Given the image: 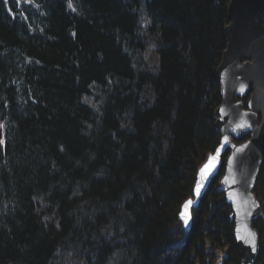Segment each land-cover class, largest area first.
<instances>
[{"label": "trees", "instance_id": "1", "mask_svg": "<svg viewBox=\"0 0 264 264\" xmlns=\"http://www.w3.org/2000/svg\"><path fill=\"white\" fill-rule=\"evenodd\" d=\"M229 3L0 0V264H215L218 248L219 264H241L217 179L190 257L173 245L179 222L165 231L220 140L210 106ZM134 47L157 55V74L140 73Z\"/></svg>", "mask_w": 264, "mask_h": 264}, {"label": "water", "instance_id": "2", "mask_svg": "<svg viewBox=\"0 0 264 264\" xmlns=\"http://www.w3.org/2000/svg\"><path fill=\"white\" fill-rule=\"evenodd\" d=\"M228 10V49L217 68V77L228 93L235 90L253 93L248 111H240L244 123L226 120L222 116L218 128L224 137L199 170V181L194 189L196 200L190 198L186 205L190 209L198 204L209 187L208 182L213 180L222 165V154L230 148L226 171L217 188L225 192L227 203L233 206L235 236L242 264H254L259 256L260 239L253 220L263 211L254 189L264 166V0H231ZM242 59L245 61L241 62ZM259 115L261 125H257ZM246 134H250V138L241 144L232 138ZM253 238L255 251L250 243Z\"/></svg>", "mask_w": 264, "mask_h": 264}, {"label": "bare ground", "instance_id": "3", "mask_svg": "<svg viewBox=\"0 0 264 264\" xmlns=\"http://www.w3.org/2000/svg\"><path fill=\"white\" fill-rule=\"evenodd\" d=\"M5 1H6L7 7H10V5H9L10 0H5ZM136 17L138 18V23L140 25H142L143 21H144L143 16L140 14H137ZM227 20H228V23L224 27L225 35H226V27L228 26L229 21H230L229 10L227 13ZM226 38H227V36H226ZM227 49H228V44H227L224 52ZM132 51H136V52H138V54H141V56L138 55V58L136 59V61L138 63L137 64L138 68L140 69L139 70L140 73L144 74V73L148 72L150 74H157L160 71L161 66L160 65H154L157 62V55L153 54L152 59H148L145 56L149 53L150 49H148L146 52H144V51H142V49L139 50L137 47H134V49ZM150 62H152V63H150ZM218 67H219V65H218ZM214 83H215V87H216V91H217L216 97H217L218 101H216L214 99L211 103V106H210L211 117L214 120V122H213V120L211 121V129H213L215 127L216 131L219 133V137H220L219 139L220 140H219L217 145H220L221 139L224 137L223 131H221L218 128V125H219L220 121L222 120V116L225 117L226 120L233 119L236 122L244 123V120H243L242 115L240 114V111H244V110L248 111V109H249L248 104L250 101V96H249L250 93H247V92L241 93V92H237L236 90L231 92V93H228L227 91H225L222 87L221 82L219 81V79L217 77V69H216L215 76H214ZM150 90L155 91V89L153 90L152 88H150L148 86H145V87L142 86V89H140V91L138 92V98L140 99L139 103L140 104L145 103L146 107L153 105V103L155 102V97H156L155 93L148 96L147 92ZM260 107L263 108V105H261ZM228 113L230 115H228ZM175 114H176V111H174L172 113L171 119L175 118ZM261 124L262 123L257 122V125H261ZM169 145L170 144H169V139H168L167 143L165 145L166 146L165 148L168 149ZM217 145H215L214 149L211 152H214L216 150ZM203 148L204 147L200 148L198 150V153L194 155L193 158L195 161H201L200 153H201V150ZM209 156H210V151H208L204 154L203 159H202L203 162L207 158H209ZM198 181H199V179L194 176L193 182H184L183 187L185 188L187 186H191V185H189L191 183H193V185H196L198 183ZM213 183H214V181L211 180L208 182V185L211 186ZM204 197L205 196H203L199 199L198 204L196 206H194V208L187 209V207H185V206H186V202L188 200L186 198H188V197L187 196L184 197V193L180 191L179 192V198H180L179 203L175 204L174 209H171L170 211L167 210L168 216H169L168 217V223L169 224L166 226L165 231L170 232V233L175 232L174 234L179 235L181 230L178 227V222H179L180 226L183 227V229L185 230V232L183 231V235L181 234L177 239L174 240V244H173L174 248L177 249L178 251H180L181 254L186 253L181 257L182 259H184L186 257H190L191 250H190V243L188 241V236H189V233L192 231V229L195 228V211H200L198 207L202 203ZM191 199H193V201H195L196 197H193ZM227 204L230 205L231 209L233 210V206L229 203H227ZM186 212L188 213L186 215L188 218L187 226H185L184 217L182 216V214L186 213ZM263 213L264 212L262 211V214H260L258 217L260 218L263 215ZM130 215H132V213ZM232 216H233V214H231V217ZM234 237H235V241H237L235 233H234ZM261 252H262V247H261V241H260L259 256H261ZM206 256L209 257V255H206ZM166 258L167 257H164L160 264H164L166 261ZM203 263L204 264H213L210 260L203 261ZM241 264H242V261H241ZM254 264H256V262H254Z\"/></svg>", "mask_w": 264, "mask_h": 264}, {"label": "rangeland", "instance_id": "4", "mask_svg": "<svg viewBox=\"0 0 264 264\" xmlns=\"http://www.w3.org/2000/svg\"><path fill=\"white\" fill-rule=\"evenodd\" d=\"M149 55V56H148ZM147 58L148 59H152V53H148ZM255 193L257 194L258 198L260 199L263 209H264V175L260 177L257 187H256V191ZM255 227L256 229L259 231L260 236H261V247H262V252H261V256L258 259V262H256V264H264V213L263 215L258 218L255 221ZM226 249L222 248V249H213L212 253L215 254V259L213 261H215V264H219L221 262V260L225 257L226 255ZM209 259V258H207ZM210 260V259H209Z\"/></svg>", "mask_w": 264, "mask_h": 264}, {"label": "snow or ice", "instance_id": "5", "mask_svg": "<svg viewBox=\"0 0 264 264\" xmlns=\"http://www.w3.org/2000/svg\"><path fill=\"white\" fill-rule=\"evenodd\" d=\"M198 191H199V185L197 186V192ZM188 204L190 205L191 201H189ZM185 207H187V205ZM184 224H185V226H187V224H188V218L186 215L184 216ZM250 243L252 244L253 251H255V240H254V238L250 241Z\"/></svg>", "mask_w": 264, "mask_h": 264}]
</instances>
